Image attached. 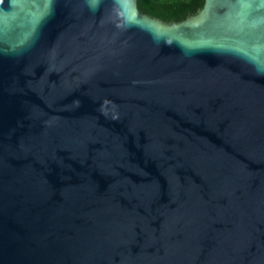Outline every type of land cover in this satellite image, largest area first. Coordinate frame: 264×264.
I'll return each instance as SVG.
<instances>
[{"label": "water", "instance_id": "95a60500", "mask_svg": "<svg viewBox=\"0 0 264 264\" xmlns=\"http://www.w3.org/2000/svg\"><path fill=\"white\" fill-rule=\"evenodd\" d=\"M0 264H264V0H0Z\"/></svg>", "mask_w": 264, "mask_h": 264}, {"label": "trees", "instance_id": "16d2710c", "mask_svg": "<svg viewBox=\"0 0 264 264\" xmlns=\"http://www.w3.org/2000/svg\"><path fill=\"white\" fill-rule=\"evenodd\" d=\"M137 7L147 15L164 22L175 23L194 14L204 0H136Z\"/></svg>", "mask_w": 264, "mask_h": 264}]
</instances>
